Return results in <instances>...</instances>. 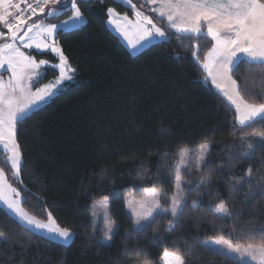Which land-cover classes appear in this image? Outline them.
<instances>
[{"label": "trees", "instance_id": "16d2710c", "mask_svg": "<svg viewBox=\"0 0 264 264\" xmlns=\"http://www.w3.org/2000/svg\"><path fill=\"white\" fill-rule=\"evenodd\" d=\"M131 2L165 31L166 41L133 57L108 28L107 10L129 18L133 12L114 0H76L86 25L60 31L55 39L75 70L74 82L17 125L19 181L0 152V169L20 192L23 210L41 222L50 212L74 239L68 246L44 239L0 207V232L9 241L0 240V264H165L166 249L182 255L185 264H241L204 244L223 237L234 246L264 247V146L258 142L264 121L240 127L235 111L208 83L200 63L212 47L209 38L179 36L142 0ZM59 8L57 18L39 16L29 24L72 17L70 0ZM0 31L7 33L2 24ZM25 53L58 64L52 54ZM58 77L47 70L35 89ZM232 78L245 100L264 103V68L242 61ZM203 145L211 146L202 169L205 183L191 188L187 180L199 178L195 166ZM186 150L192 174L184 176L180 217L174 222L169 214L158 216L136 231L126 198L141 199L156 189L162 210H170L176 160ZM102 200L110 202L116 225L109 246L102 243L104 225L92 220V205ZM221 201L226 218L216 215Z\"/></svg>", "mask_w": 264, "mask_h": 264}, {"label": "snow or ice", "instance_id": "6c2138e0", "mask_svg": "<svg viewBox=\"0 0 264 264\" xmlns=\"http://www.w3.org/2000/svg\"><path fill=\"white\" fill-rule=\"evenodd\" d=\"M62 2L63 0H36L35 7L29 3L26 8L33 16L37 11L47 16H55L61 10L59 5ZM70 2L74 9L70 19L80 21L82 14L76 7V0H70ZM127 2L131 4V0ZM146 3L158 5L153 7L152 11L160 17H165L168 27L177 34L196 38L207 36L214 42L204 57L203 68L207 71L208 77L212 78V83L227 96L235 107L236 124L243 127L250 126L253 122L264 121V103H250L245 100L240 95L237 82L231 75L242 59L253 66L264 68V0H146ZM49 5L53 7L49 8ZM131 7L136 17L135 21L130 20L126 15L118 17L112 8L107 11L110 18H115L110 22L117 23V19L123 21L122 25L117 26L133 48L147 39L157 36L166 37L165 31L153 23L149 16L135 10V5ZM11 8L16 9L14 18L9 11ZM0 9H2L0 24L8 30L7 33L0 31V39L6 40L0 43V70L6 66L11 72V77L7 82L0 80V145L7 154L4 163L10 165L14 170L13 177L19 179L22 156L15 139L17 125L28 118L27 114L34 105L51 97L55 88L65 79H71L66 75L70 68L67 59L55 42H48L60 25H45L43 22L27 24L22 15L21 4L14 3L13 0H0ZM46 9H48L47 12ZM63 23L67 25L68 21ZM205 28L206 32L203 30ZM129 33L132 35L130 36ZM17 42L24 48L50 49L59 54L60 63L53 67L59 69L60 75L54 84L38 88L35 92L31 91L28 82L33 79L34 75H38L35 70L47 64V61L37 62L31 56L25 55ZM193 56L197 57V53L193 52ZM221 81L224 82V86L220 83ZM241 140L243 141L244 138L242 137ZM258 142L264 146V136H261ZM248 147L251 148L252 145L248 144ZM205 152H207V145L202 146L201 161L204 159L203 153ZM250 175L251 169H249ZM201 179L203 181L206 178ZM176 186L177 193L171 197L170 212L174 218H179L183 211L182 201H184L179 175H177ZM22 202L20 192L8 183L4 170L0 169V203H3L23 224H26L28 229L47 231L65 242L72 238L68 229L56 225L50 212L47 214L48 223H41L21 208ZM193 207L195 208V204ZM160 208V193L153 189L151 205L142 204V211L136 213L138 227L143 230L145 225H141V221L149 222L154 219V214H162L158 211ZM167 211L169 210H164V212ZM216 215L218 218L228 215L225 202L221 201L216 205ZM174 229L175 223H172L167 230L171 232ZM112 232L113 225L109 224L105 234L109 241L113 237L108 233ZM0 240L9 242L3 232H0ZM213 243L221 245L227 242L221 237ZM228 249L238 253L240 261L250 257L253 261H258V264H264V247L257 249L249 245L248 248L241 249L228 245ZM163 259L165 264H185L182 255L167 249L163 252Z\"/></svg>", "mask_w": 264, "mask_h": 264}, {"label": "rangeland", "instance_id": "374dc122", "mask_svg": "<svg viewBox=\"0 0 264 264\" xmlns=\"http://www.w3.org/2000/svg\"><path fill=\"white\" fill-rule=\"evenodd\" d=\"M114 1L117 2V3H119V4H122L124 7H126L127 9H130L134 13L133 8L131 7V5H133L132 2H131V4H129L127 2V0H114ZM142 1H143V3L145 5H147V6H149L151 8V11H152L153 7H157L158 6V5H153L151 3H146V0H142ZM71 10L74 12V9L72 7H71ZM135 10H137V9L135 8ZM152 13L155 14L160 20L165 21L167 23V26H168V21L166 20L165 17H160L157 13H155L153 11H152ZM61 14H62V11L60 10L59 12H57V14L55 16H49V19L57 18ZM118 17H123V16H121L120 14H118ZM111 19H115V18H110V21H111ZM129 19L135 21L136 17L134 16V17L129 18ZM65 21H68V24L67 25H65L63 23L64 21H61V22L56 23V24L60 25V28H58L56 30V32L53 34V36L50 38V40L48 41L49 43L55 42V45L57 47H59L57 45L56 41H55L58 32L61 31V32L67 33V32H71V31H74V30L81 29L82 27H84L86 25V21H85V19L83 17H82V19L80 21L71 20L70 18L68 20H65ZM118 24L122 25L123 24V21L117 19V23L109 22V27L108 28L110 29V31L114 35H116V36L118 35V37L121 39V42L124 44V46L127 48V50L129 51V53L133 57L138 56L143 51H145L146 49H148L150 46H152L154 44H158V43H163L167 39L166 37H158V36L157 37H153V38H150V39H147V40L141 42L135 48H133L128 43V40L125 39L124 35L119 30V28L117 26ZM23 30L24 29H22V31ZM170 30L173 31L175 34H177L174 30H172V29H170ZM129 35L131 36L132 34L129 33ZM177 35H179V36H185L183 34H177ZM17 43H18V46H20L21 51H23L24 53H25V51H28V52H36L38 54H52L56 59H58V64L60 63L59 54H57L55 52H52L50 49L37 50L35 47L29 49V48L22 47L19 44V42H17ZM25 55H27V54L25 53ZM196 60H197V58H196ZM37 62H39V61H37ZM68 65H69L70 70H68L66 72V75L67 76H70L71 79H65L61 84H59L55 88V90L53 92V95L51 97H49L44 102H41V103H39L37 105H34L33 108L30 110V112L27 114V117H29L31 114H33V113H35V112L43 109L54 98H56L59 94H61L63 91H65L71 84H73V82H74V76H75V70L73 69V67L70 66L69 63H68ZM53 66H54L53 64H51L50 62H47V64L41 65L39 69H36L35 70L38 73V75H34L33 76V79L30 82H28L32 92H35L36 91V89H35L36 85L44 78V76L46 75V71L47 70L53 69V70L57 71L58 74L60 75L59 69L56 68V67H53ZM0 72L2 73V76L0 77V80H3L5 82H7L10 79V77H11V72L7 70V67L6 66H5V68L3 70H0ZM55 81L56 80L52 81L49 84H54ZM45 86L40 87V88H44ZM17 95H19V93H17ZM15 139H16V137H15ZM210 147H211L210 145H207V152L203 153V155H204L203 161H201V159H200V157L202 155V147L200 148V150H199V152L197 154V158H196V162L197 163H196V166H195V170H196L195 172L197 174H199V178L196 179V180H187L188 183L190 181H192V182H190V187L191 188L194 185L195 186H200V185H202V184L205 183V180L202 181V179H201L203 177L202 176V169H203V166H204V164L206 162L207 155H208V153L210 151ZM0 152L1 153H4L6 155V158H7V154L2 150V145H0ZM176 162H177V166H176L177 169H176V176H175V191H174V195L177 193V186H176L177 185V175H179L181 177V184H182V188H183L182 195L184 197V201H182V204H183V207H184V204H185V196L184 195H185V188H186V180H185L184 176L185 175H188L189 176L190 173H191V172H189L190 171V169H189V165H190L189 164V162H190L189 151L186 150V151L180 152L179 157L177 158ZM11 170H12V172L14 171L13 169H11ZM200 176H202V177H200ZM5 177H6V175H5ZM15 180L16 181H19L20 180V177H19V179H15ZM158 192L160 193V201H161L162 193L160 191H158ZM151 202H152V190H148V191L144 192L143 197L141 199H137L134 196H128L126 198V211H127V215H128V217L130 219L133 220V222H134V228H135L136 231H140L141 230L140 227H138V225H137V216H136V213L142 211V209H141V205L142 204L147 203L150 206L151 205ZM160 205H161V203H160ZM0 207L3 208L6 211V213L10 217H12L15 221H17L20 225H22L23 227H25L26 229H28V226L26 224H23L15 216L14 213H12L9 209H7V207L3 203H0ZM21 208H22V205H21ZM109 209H110V202L108 200H102V201H99V202L94 203L92 205V210H93L92 220H93V222L95 224L102 223L104 225V228H105V233L107 232L108 225L109 224H112L113 225V232L112 233H108V234L109 235H112V237L114 238V235H115V232H116V225L110 220ZM158 211H160L162 214H160V215H155L154 214V219L153 220H151L149 222L141 221V225H145L144 228H146L147 226H149L155 220L156 217H158V216H164V215H167V214H169L172 217V220L174 222H176L178 220V218H174L171 215L170 210L168 212H164L162 210V208H160ZM227 212H228V209H227ZM180 215H179V217H180ZM228 215H229V213H228ZM228 215H226L223 218L228 217ZM41 223H48V221L47 222H41ZM28 230L31 231L32 233H34V234H36V235L44 238V239H47V240L52 241L54 243H59V244L64 245V246L70 245L71 242L74 239V235L72 233H71L72 234V238L70 240H68L67 242H65L64 240L58 239L57 237L49 234L47 231H38V230H36L34 228L33 229H28ZM113 238H112V240H113ZM112 240L111 241L107 240L106 239V235H105V238L102 241V243L105 246H109L111 244ZM213 241H215V240L208 241L204 245L206 247H208L209 249L214 250V251H217L220 254H223V255L229 257L230 259H232L234 261H237V262H239L241 264H258V261H253L250 257H246L243 261H240L239 260V254L236 253V252H232V251H230L228 249V245H231L232 248H237L239 246H234L233 244H231L230 242H228L226 240H224V241H226L227 243L226 244H221V245H217V244L213 243ZM239 248L245 249V248H248V247H239ZM252 248L259 249L261 247H252Z\"/></svg>", "mask_w": 264, "mask_h": 264}, {"label": "built area", "instance_id": "2783aa9c", "mask_svg": "<svg viewBox=\"0 0 264 264\" xmlns=\"http://www.w3.org/2000/svg\"><path fill=\"white\" fill-rule=\"evenodd\" d=\"M13 2L14 3H20L21 4V7H22V9H23V13H22V15H23V17H24V19H25V21H26V23L27 24H29L31 21H33L35 18H37V17H39V16H41V15H43V14H40L38 11H37V13H36V15H32L31 14V11L30 10H28L27 8H26V5L27 4H33V6L35 7L36 6V0H13ZM50 7H52V5H49V8ZM47 10V9H46ZM45 10V11H46ZM0 11H2V9H0ZM9 11L12 13V15H13V18L15 17V15H16V9L15 8H11V9H9ZM3 26V25H2ZM4 28V27H3ZM4 30L7 32L8 30L6 29V28H4Z\"/></svg>", "mask_w": 264, "mask_h": 264}, {"label": "crops", "instance_id": "0c3cea01", "mask_svg": "<svg viewBox=\"0 0 264 264\" xmlns=\"http://www.w3.org/2000/svg\"><path fill=\"white\" fill-rule=\"evenodd\" d=\"M147 6V5H146ZM149 7V6H148ZM150 8V7H149ZM151 9V8H150ZM48 11V9L46 10V12ZM45 14H43V15H41V16H44ZM40 16V17H41ZM135 16V14L133 13V17ZM48 18H49V16H47ZM167 20V19H166ZM109 22H110V16H109V13H108V22H107V25H108V27H109ZM205 32H206V28L205 29H203ZM116 36V35H115ZM120 41H121V39L118 37V35L116 36ZM192 37V36H191ZM207 37V36H206ZM207 38H209L210 40H211V38L210 37H207ZM0 40H3V39H0ZM213 42V41H212ZM214 43V42H213ZM242 61H244L243 59L241 60V62ZM245 62V61H244ZM203 63H204V61H203ZM203 63H200V66H201V68L203 69V71L206 73V75H207V81H208V83L211 85V87L226 101V103L235 111V107L231 104V102L229 101V99L227 98V96H225L224 95V93L220 90V89H218L217 87H216V85L215 84H213L212 83V78L211 77H208V73H207V71L203 68ZM248 63V62H247ZM250 64V63H249ZM1 73V72H0ZM2 74V73H1ZM231 75H232V73H231ZM221 84H222V86H224V82L223 81H221L220 82ZM227 90H229L230 91V89H227ZM240 126V125H239ZM248 125H245V126H243V127H247ZM240 127H242V126H240Z\"/></svg>", "mask_w": 264, "mask_h": 264}]
</instances>
